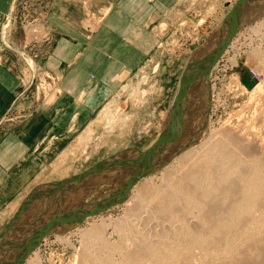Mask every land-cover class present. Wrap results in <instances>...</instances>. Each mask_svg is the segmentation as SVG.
Listing matches in <instances>:
<instances>
[{"label": "crops", "instance_id": "1", "mask_svg": "<svg viewBox=\"0 0 264 264\" xmlns=\"http://www.w3.org/2000/svg\"><path fill=\"white\" fill-rule=\"evenodd\" d=\"M25 1L0 0V22L11 13L20 18ZM183 1L29 3L27 17L45 31L38 39L23 35L15 48L36 58L56 91L39 105L25 76L26 60L14 48L19 61L0 53V221L14 215L31 185L55 181H44L55 172L45 169L61 163L67 172L58 175L64 178L70 167H82L79 154L100 140L103 126L117 113H132L133 121L151 118L149 96L162 86L159 76L152 82L150 74L163 64L162 40L182 15ZM7 118L14 121L5 125Z\"/></svg>", "mask_w": 264, "mask_h": 264}, {"label": "rangeland", "instance_id": "2", "mask_svg": "<svg viewBox=\"0 0 264 264\" xmlns=\"http://www.w3.org/2000/svg\"><path fill=\"white\" fill-rule=\"evenodd\" d=\"M32 1H35V0H26L25 1L26 3L25 2L23 3L24 8H22V13H21L20 18L14 17V14L11 13V15H8L1 20V22H0V53L5 52L13 60L19 61L17 59L18 55H16V51H17L26 60L27 65L24 63L26 65V66H24L25 67L24 68L25 69V76H26V79H28L29 81H32L35 98H39L41 100V101H39V105H41V104H44L45 98L53 96L55 91H56L55 90L56 89L55 84L53 82H49V79H48V76H51V74L49 72H47L46 70H43V71L41 70L40 64H38V61L36 62V58L33 55H31L30 53L26 54L27 51H25L23 49L15 48V47H19L18 46L19 43H17V42L19 41V39L22 40L21 37L23 38V35L28 36V38L38 39V38L42 37V35L45 31L41 25H38L34 22H30V20H29L30 17L29 16L27 17V14L29 12V3ZM228 6H229V4H228L227 0H184L183 1L182 15L175 21L174 24H172L166 28V34L162 40V47H164L163 49L165 50V56L163 57V64L160 65L159 70H157L155 73L150 74V78H151L152 82H153V80L157 79V77L159 76L158 78H159L160 83H158V84H160L162 86V89L160 90L159 93L156 92L151 97L149 96V98H151L150 109H152L154 112L151 115V118L149 120L140 119L139 121H137V120L133 121L134 120L133 118H135V116H134L132 118V120L130 121V127H131V124L133 123L132 130H131L132 133L129 131L131 128L128 127L126 132L121 133V135L115 134L117 138L113 139L114 141H112V139H109L108 141L104 142V141H102V137H100V140L97 143L93 144V148L95 149V150H93L94 152L89 149V155H87L85 153H84V155L82 153L79 154L81 156L80 160H81L82 167H79L80 169L76 167L74 170L72 169L73 166L70 167L69 171H68L69 173H68V175H66V177L70 176L73 173L75 174V173H77L83 169H86L87 167H89L90 165L95 163L97 160L102 159L107 155L113 154L116 151H119L123 148L137 147V148L143 150V149L147 148L157 138L158 133H160V130H161L162 121L165 118V115L167 113L169 106L172 104L171 102L173 101L172 100L173 96H175V94L177 92L176 90L178 89L177 84H179L180 73H182V71H183L190 55L193 53V51L195 49L199 48L207 40L209 35L222 22L223 18L228 13V11H227ZM257 6H258V8H257L258 10L262 9L263 11L261 10V13H259L260 11L257 10L258 14L257 13L254 14L255 16L250 18L247 22L243 23L237 29V31L231 36L228 45L223 50V52L225 50H227L226 56H224L223 52H222V54L217 59V62L215 63V65L213 64V66H216V67L211 72V75L208 76V85H207L206 94L203 95V97H202V95L200 94L201 89L197 90L196 92L193 91V93H192L193 94L192 97L194 98L193 103H194V100L196 99V101H195L196 104L195 103L191 104V106H190L191 109H189V110H193V111H191V114L194 115L196 109H192V108H196L195 105H198L201 102H203L205 104L204 106H206L205 109H207L205 111L204 118H201L200 121H199V119L196 120V121H198V123L195 120H193V121H195L194 122L195 125L193 124V126L192 125L191 126H192V128H195V130L192 129V132H190L191 129L189 128L190 127L189 124L192 123L193 121L191 119L192 115H190L189 112H188V115H190V116L186 115V113L184 114V118L185 119L187 118V120H185L184 118L181 119L182 117L181 118L178 117V120L176 121V123L174 122L173 132H174V135L176 137L174 136L175 139L173 140V143H175L174 142L175 140L178 143L180 140H183L185 137L189 136L192 138L191 144H189L183 148H179L180 147V145H179L177 147L179 149H177L174 152L173 156L169 157V159H167L165 157L161 158V159H164L162 161L163 163L161 165H159L158 167H156L155 169H153L149 173L144 174V175L140 176L139 178H137L135 180V182L131 185V187H132L134 184H138V185H136V187L133 190L134 193L137 194L138 192H140V193L142 192L141 195L144 194L143 196H145V194L146 195L148 194V192H147L149 189L148 187L156 186L157 184H160V183H162V184L170 183L171 179H172L171 181H174V180L179 179L181 176L183 177V178L181 177V179H182L181 181L183 182V184L185 183L184 186H186V184H188V185L190 184L189 186L192 187L193 186L192 182H195V181L193 180V176H191L190 173L192 172L193 174H195V172L198 171V169L197 168L195 169V167L193 168L192 165L196 166V162H195L196 159L202 157L200 154L202 152L201 150H203V148H204L203 147L204 144L202 145V143L205 140L207 141L209 139L208 136L209 137L211 136V138H212L211 141L216 140V139L217 140L221 139L222 137L224 139H226V143H227L228 147L230 149H233L238 154V156L240 158H244L243 160L245 161V163L246 162L247 163L252 162V160H253L252 158L255 157V161L257 163L259 161V165H260V163H262V165H260V166L264 165L263 164L264 163V150H263V148H264V139H263L264 138V126H263L264 125V0L257 2ZM33 33H37V35H34ZM32 34H33V37L31 36ZM11 48L16 49V51H14ZM222 55H223V58L219 61V59L221 58ZM31 58H33L35 61L34 65L33 64L31 65V63H30ZM206 83L207 82H203L202 87L205 86ZM258 83L259 84L262 83V85H260L261 86L260 88L256 89L255 86ZM158 84H157V86H159ZM146 91L147 90L144 88L142 90V93L145 94ZM145 98H147V97H145ZM136 105H137L136 100L134 99V106L136 107ZM185 116H188V117H185ZM11 117H13V116H11ZM8 118H7L5 125L8 124L10 121H12V122L14 121V120L8 119ZM143 121L145 122L144 123L145 129L142 128V127H144V125H142ZM199 122H201V123H199ZM5 125H2L3 128L5 127ZM177 125H180V126H177ZM186 126L188 127L189 130H187ZM179 127H181V129ZM245 128H247V129H245ZM182 129H184V130H182ZM185 129H186V131H185ZM182 131H184L186 133H184ZM187 131H189V132H187ZM180 132L184 133V134H181ZM190 133H192V134H190ZM131 134H133V135H131ZM128 135H129V138H128ZM178 136H180V137L185 136V137H183L181 139H177ZM244 136H246V137H244ZM230 137H232V139ZM187 139L189 140L190 138H187ZM188 142H190V141H188ZM253 142H254V144H253ZM100 143H105L106 145L104 146V144H103L102 148L100 150L96 151L97 147ZM194 146L196 148L191 149ZM262 146H263V148H262ZM253 147H256V148H253ZM172 148L170 147L169 148L170 150H168V149L167 150L171 151ZM188 149H189V151H187V154L185 153L186 155L182 153ZM198 149H199V152L201 151L200 153L197 152ZM194 153L195 154L198 153L197 155H200V156H198V157L196 156V158H195ZM255 154H257V155H255ZM191 156H192V158L193 157L195 158V161H194V158L193 159L190 158ZM256 158H258L257 159L258 161L256 160ZM159 161H160V159H159ZM191 161H192V163H191ZM253 162H254V160H253ZM180 166L181 167L183 166V168H181ZM262 168L263 167H261L260 170H263L261 172H263L262 175L264 176V169H262ZM174 169H176V170H174ZM49 170L52 171V169H45L46 174H48ZM76 170H78V171H76ZM171 170H173V171H171ZM39 171H41V169H38L37 172H39ZM70 172H73V173H70ZM170 172L172 174H174L173 175L174 177L173 176L170 177V175H172ZM188 172H190V173H188ZM198 172H201V171H198ZM182 173L184 175L188 174L190 177L188 175H187V177H186V175L184 177ZM50 176H56V177H50ZM50 176L48 177V179H46L44 181H50V180L58 181V180L62 179V177H60L56 171L53 172V175H50ZM104 177L105 176H103V178L102 179L100 178V179L101 180L106 179L107 176L105 178ZM168 177H170V180H168L169 182L168 181L166 182ZM200 177L202 180H203V178H205L204 175H203V178H202V176H200ZM45 178L46 177L42 176L41 178H39V180H42ZM189 178L191 179V183L189 182L190 181ZM33 179L34 178L32 177L31 181H34ZM94 179L95 178H90V179L86 180L85 182L79 184L78 185L79 190H81V187L85 183L89 184ZM162 181H164L165 183ZM52 182L53 181H51L49 183H52ZM44 184L45 183L33 184L30 186V190L33 188H36V187H43V186L49 191H50L51 187L53 189H55L53 184H49L48 188ZM162 184H160V185L162 186ZM109 186H110L109 183H104V184L100 185L97 189L93 190L87 196V199H86L87 202L91 201L92 199H96V200L101 199V193L100 192L101 191L104 192L106 190V188ZM157 186H159V185H157ZM131 187H129V188H131ZM72 191H74V190H72ZM129 191H130V189H129ZM129 191H128V193H129ZM69 192H70V190H69ZM83 193H85V192L83 191ZM128 193L126 196H128ZM140 193H138V194H140ZM48 194L49 193H47V191H46L43 194H39V196L42 197V196H45ZM63 195H65V194H63ZM68 196H66V197L68 198ZM179 197H182V194H179ZM218 197H219L218 198L219 200L224 199V197L221 194H218ZM25 198L23 200V203L25 201ZM67 198H66V200L68 201ZM69 198H70V196H69ZM226 198L224 199L225 204H226L227 200L229 199V197H226ZM56 199L57 198H55V200L52 199L50 202L57 201ZM63 201H64V204H62V207L60 206L61 209H63L65 207V204L67 203V201H65V200H62L61 202H63ZM180 202L181 201H178V203H180ZM51 204H54V203H51ZM225 204H223V205L218 204L219 205L218 207L223 208V206H225ZM260 204H262V205H260L262 207L264 204V201H261ZM114 206L115 205L110 206V207L106 208L105 210H102L100 212H97V213L91 215L92 218H90V219L84 218L77 226H75V227L79 226V229H77V230L75 229V227H73V228H70L66 231H64V230L63 231H57V232L53 231L49 234H46L40 240L38 245L33 249V250L37 249V251L35 253V258L36 259L38 258L37 260H39V261L35 260V258L34 259L29 258L31 252L33 251L32 250L30 253L27 254V256L23 260L22 264H35V263L36 264H82V263H84V264H94V263L97 264L98 263L99 264L100 263L99 261H101V262L103 261V263H100V264H116V263H118L119 259L121 260V261H119V263L122 262L120 264H123V262H124V264H126L125 259L123 260L124 257H122V255H123V253L128 252L130 248H131L130 249L131 251L133 248H136V243L138 242L137 237L140 236V233L138 235L139 230H141V229L144 230V233H142V234H143L144 238L146 239L145 236H148V234L151 236L155 232L157 233L159 231L158 233H160L162 231V228H164L165 230L167 227L170 228V225L167 224L169 222H166L167 220L162 221L161 219H159L160 221L156 219L157 224H154V225H157V226H154L153 223L151 224V222L147 221L148 223H146V221H141V220H138V222H136V223L134 222V225L132 226L133 223L132 222L129 223L127 221L129 223V224L128 223L127 224L129 226L131 224V226L128 228V225L125 224V225H127L126 227H127L128 233L125 232L126 235L124 234L121 236L120 231L118 230V232H119L118 233L116 231L114 225L116 223V219L118 220L119 217H121V215L124 214L126 209L124 207H121V208L116 207L115 208ZM251 206H249L250 210H251ZM205 207H206V205H205ZM218 207L215 208L216 211L219 210ZM253 207L257 208V206H254V205H253ZM261 207L259 210L263 214L264 208H261ZM30 208L26 209L25 212L26 213L29 212ZM222 208H221V210H222ZM256 208L252 209V210H254V213H251V212H253L252 210H251V212H248L251 214V215L250 214L249 215L252 216L253 219L257 218V220H258V221L257 220L253 221L254 224H253V222H250L253 224V226L249 222L246 223L247 224V225H245V226H247L246 229H248V227L251 226L249 228V230L250 231L253 230L252 232H250V234H249V232H247L244 225L241 226L240 223H236V222H235V224L231 225L232 227L230 226L232 229L229 228V231L228 230L226 231L223 226H219V227L216 226L217 229L221 228L218 230L215 229L219 238H221L222 236H223V238L228 236L227 237L228 239H230V237H232L230 239V241L231 240L234 241L235 240L234 234H236V240H235L236 242H234L235 244L230 242V241H229V244L225 243V242L223 243V241L218 242L219 244H224V245H221L222 248L225 247V248H223V250H225L228 245L230 246V248L228 246L229 250L228 249H226L227 251L225 250L228 253H225V252H223V250H220L221 246L218 245V243H216L218 246L215 244V246H214L215 248L220 246V249L217 248V250H218L217 254L218 255H214V254H216L215 252L217 250L214 247H212V249H211L212 251L210 253V259H211L210 260V259H206V257H203L204 254H205V256H207V258L209 256L206 253L202 254L203 251L201 252L200 251L201 249L197 247L194 249L197 251L193 250L194 252H197V253H194L195 257H194V259H190L189 264H192V262H193V264H208L210 261L211 262L209 264H214L212 260H215V262L220 263V261L222 262V260H226L227 258H228L227 260H231L232 256H236L235 257L236 259H241V256H242V259H244V256H245V259H247V257H248V259L249 258L251 259L252 256L249 257L246 255L248 253H249L248 255H250L251 254L250 252L253 251V250L249 249V252H248V250H247L248 243H250L251 240H253L255 238L259 239V237H261L260 235H262V237L264 236L263 235L264 229H261V228H263L264 223H263V220L260 221L261 220L260 215H262V214ZM192 210H193V212H191ZM192 210L191 211L189 210L191 213L189 212L188 214L197 215L201 212L200 210H198V207H196V208L194 207V208H192ZM221 210H219L220 211L219 214H221V215L224 212H226V211L222 210L223 213H221L222 212ZM256 210H257V212H255ZM194 211H196V212L194 213ZM198 211H200V212H198ZM258 211L260 214L258 213ZM59 212H61V211H59ZM255 213H256V215H255ZM257 214H258V216H257ZM23 218L21 217V219H23ZM1 220L2 221H0V226L3 225L4 223H6L7 218L1 219ZM103 221L107 222V227H106L105 231L101 232V234H102L101 236L103 238L105 236L104 240H106L105 242L108 246L107 245L103 246L104 248L106 247V250H104V248H101L100 251H102V252H100L99 250H94V253L98 252L97 255L100 254L99 259H97L96 261H94L93 258H89L87 256L86 257L84 256V258H85V260H84L83 255H82L83 254L82 252H84L83 251L84 245H83V240L81 241L82 232L85 231L83 229H88L93 225H100V224H102ZM259 221L262 223H259ZM140 222H142V223H140ZM248 223L250 224L249 226H248ZM255 223H256V225H255ZM137 224H139L140 226ZM162 224H163V226H162ZM165 224L167 225V227ZM236 224L237 225L240 224V225L237 226ZM257 224L260 227H256ZM148 225L149 226L153 225L154 228H152V227L147 228ZM174 225H176V224L174 223ZM160 226L162 228H160ZM254 226L256 227V229ZM158 227L160 228L161 231L159 230ZM236 227L237 228L243 227L244 229H237ZM133 228H135V230ZM169 228H167V229H169ZM234 228H236L238 231ZM258 228H260V229H258ZM223 229L225 230V232L223 231ZM219 230H221V232ZM230 230L231 231L233 230L232 231L233 234ZM239 230H241L242 232ZM254 230H255V233H254ZM78 231H79V233H78ZM134 231H136V233ZM145 231L148 234H145L146 233ZM235 231H236V233H235ZM257 231H261L262 233L259 232L260 233L259 234ZM129 232H132V234ZM256 232L258 233L257 235H256ZM216 233H215V236L217 235ZM220 233H224V234H222V236H220L221 235ZM227 233H229V234L227 235ZM242 233L245 236H246L245 233H248L250 236L246 237V239L249 240L248 238L250 237L251 240L247 241L245 239L246 241H243L244 235H242ZM252 233L254 235H251ZM119 234H120V236H119ZM128 234H130V235H128ZM134 234H136L137 237ZM225 234H226V236H225ZM237 234L238 235L241 234V235H239L240 237ZM154 235H156V234H154ZM150 236H148L147 237L148 239H146V240H149V239L154 240L155 236H153V235H152L153 237L152 236L150 237ZM251 236H254L255 238L254 237L251 238ZM126 237H131V238L127 239ZM132 237H134V238H132ZM262 237L260 239H262ZM122 238H124V241H122L123 240ZM177 238L175 240H177ZM239 238H241V239L238 240ZM125 239H127V240L125 241ZM131 239H132V241H131ZM172 239L174 240V238H172ZM241 240L244 243H242ZM125 242H126V244H125ZM133 242L135 243V246H134ZM240 242L243 244V246ZM260 243L262 244L263 242H260ZM260 243H258V246H256L257 248L259 247ZM109 244L111 245V247L114 246L113 249L111 247L109 249V246H110ZM231 244L234 245L235 247L233 248V246ZM129 245H130V248H129ZM261 247L264 248V244H262ZM261 247H259V248H261ZM127 248H128V251L125 250ZM231 248H232V250H231ZM259 248L254 249V251L258 250V251L264 252L263 249L259 250ZM107 249H109V251ZM118 249L122 251V253H120V255H119V252H121V251H118ZM198 249H200V250L198 251ZM237 249H239V250H237ZM240 249H242V251L243 250L244 251L242 252ZM103 250L106 252V256H105V252L103 253ZM135 250H137V248ZM135 250H133V251H135ZM219 250H220V252H219ZM91 252H93V251H91ZM241 252H242V254H241ZM244 252H245V254H243ZM198 253L202 254V255L199 257ZM212 253H214V254H212ZM223 253H225V254L223 255ZM219 254H221L223 258H221L219 256ZM226 254L229 256L227 258H224L227 256ZM81 255H82V257H81ZM211 255H212V257H211ZM238 255L240 256V258H237ZM36 256H38V257H36ZM214 256L216 258H213ZM217 257H218V259H217ZM86 258L89 261L91 260L90 262H93V263H89V261H87ZM199 258L200 259L202 258L201 262H203V261L204 262L201 263L200 261H198ZM27 259H30V260H27ZM103 259H105L106 262ZM146 259H148V258H146ZM177 260L180 263L176 262ZM107 261H109V262H107ZM144 263H146V261ZM172 263H174V264H178V263L179 264H182V263L185 264L186 260L185 259H175V260L173 259L168 264H172ZM149 264H152V263H149Z\"/></svg>", "mask_w": 264, "mask_h": 264}, {"label": "bare ground", "instance_id": "3", "mask_svg": "<svg viewBox=\"0 0 264 264\" xmlns=\"http://www.w3.org/2000/svg\"><path fill=\"white\" fill-rule=\"evenodd\" d=\"M228 1V12L229 10L231 9V7L233 6L234 2L236 0H227ZM262 10V9H261ZM261 10H259L261 12ZM263 11V10H262ZM253 12V11H251ZM250 14V13H249ZM223 16V15H222ZM255 16V15H253ZM217 36L215 38H212V39H207L199 48H203V47H206V46H209V45H213L215 43H217ZM198 49V48H197ZM226 52L227 50H225L223 52V55L226 56ZM223 55L221 56V58L219 59V61L223 58ZM189 60V59H188ZM188 62V61H187ZM217 62V61H216ZM215 62V63H216ZM30 63L31 65L35 63V61L31 58L30 60ZM214 63V65H215ZM34 67V66H33ZM216 66H211L210 70H209V73H208V76L211 75V72L214 70ZM31 69V68H30ZM183 69V68H182ZM180 76H181V73H180ZM180 79V78H179ZM179 86V84H177ZM262 85L261 84H257L255 86V88H260ZM177 86V88H178ZM199 87V86H198ZM254 88V89H255ZM201 92L200 94L202 95H205L206 92H207V87L206 86H201ZM212 90V89H211ZM263 90V89H262ZM261 90V91H262ZM177 91V90H176ZM196 92V91H194ZM262 93V92H261ZM129 94V93H128ZM174 98V96H173ZM173 100V99H172ZM172 103V102H171ZM196 104V103H195ZM205 104L203 102H201L200 104L198 105H195L196 108H192V109H196L195 110V117L197 119L194 118V120H198L200 121V115H201V111L203 110V108H206V106H204ZM193 107V106H192ZM191 109V108H190ZM193 110H190L189 112H191ZM188 115V113L186 114ZM191 115V114H190ZM188 115V116H190ZM188 116H185V117H188ZM134 117V116H133ZM132 113H122V114H119L117 113V115L110 121H108V123L103 126L104 128V131L102 134V141H108L109 139H112V141H114L113 139H116V135L117 134H120L121 133H124L126 132V130L128 129V127H130V121L132 120ZM179 117V116H177ZM134 119V118H133ZM182 119V118H181ZM185 119V118H184ZM190 119V118H189ZM187 120V118L185 119ZM184 120V121H185ZM181 121V120H180ZM189 121V120H188ZM193 121V120H192ZM186 122V121H185ZM194 122V121H193ZM191 123L195 125V123ZM198 123V121H196ZM132 123V122H131ZM176 123V122H175ZM190 123V122H189ZM201 123V122H199ZM173 126H174V123H172ZM188 124V123H187ZM190 125V124H189ZM172 126V128H174ZM177 126H180V125H177ZM193 126V125H192ZM264 126V125H263ZM187 127V126H186ZM185 127V128H186ZM131 128V127H130ZM140 128V127H139ZM145 129V126L142 127ZM181 129V127H179ZM190 128V127H189ZM248 128V127H247ZM245 128V129H247ZM195 129V128H193ZM92 129H89L88 131H86L87 133H90ZM179 130V129H178ZM184 130V129H182ZM187 130L188 127H187ZM130 131V130H129ZM141 131V130H140ZM177 131V130H176ZM186 131V129H185ZM252 131V130H251ZM93 132V131H92ZM139 132V131H138ZM143 132V131H142ZM184 132V131H182ZM189 132V131H187ZM254 132V131H253ZM101 133V132H99ZM181 133V132H180ZM186 133V132H184ZM184 133H181V134H184ZM212 133V132H211ZM252 133V132H251ZM91 134V133H90ZM116 134V135H115ZM159 134V133H158ZM213 134V133H212ZM247 134V133H246ZM130 135V134H129ZM129 135H128V138H129ZM133 135V134H131ZM227 135V134H226ZM254 135V134H253ZM175 136V135H174ZM214 136V135H213ZM262 136V135H261ZM176 137V136H175ZM185 137V136H183ZM182 136H178L177 139H181L183 138ZM222 137V136H221ZM234 137V136H233ZM241 137V136H240ZM246 137V136H244ZM191 138V137H189ZM209 138V139H208ZM208 140L204 141L202 143V145L204 144V148L203 150H201L199 152V149L197 152H199L201 154L202 157L196 159L195 161V158L196 156H200V155H197L195 154V158H194V161L196 162V166L195 165H192V161H191V165L193 166V168L195 167V169L197 168L198 171H201V172H195V174H193L192 172H188L191 174V176H193V180L195 182H192L193 183V186L190 187L188 184L185 185V183L183 184V182L181 181V177L177 180H174V181H171L170 180V177L173 176L174 174H171L170 177H168V179L166 180V182L168 180H170V183H166V184H162V186L160 184H157L159 186H150L148 187V194L145 196L141 195L140 194H136L133 192L134 188L136 187V185L138 184H134L132 187L131 185L135 182H132V184L130 185L131 188L129 193H128V196L125 195V197H123V199L121 201H118L117 204H115V208L116 207H124L126 210L124 212L123 215H121V217H119V221L116 219V223H115V229L116 231L118 232V230L120 231V234L121 236L125 234V232H127V225L132 222V226L134 225V222H138V220H141V221H146V223L148 222H151V224L153 223L154 224H157L156 223V219L159 220L161 219L162 221L163 220H167L166 222H169L167 224L170 225V228L167 229L166 227V230L164 228H162L160 226V228H162V231L160 233H151L153 236H155L154 240H146L148 239L147 237L150 236L147 232V228L149 227H153L152 226H149L146 228L147 232L145 234H148V236H145L146 239L144 238L143 234L144 233V230H139L138 232V235L140 233V236L137 237L136 234H134L137 238H138V242L136 243V248L137 250H135L136 248H133L132 251L130 250V245H129V251H128V248L125 249L126 251L128 252H125L123 253L122 257L123 260L125 259V263L126 264H149V263H152V264H168L170 261H172L173 259H185L186 260V263L185 264H189L190 262V259H194V253H197V252H194V251H197V250H194L195 248H200L198 249V251L200 250L201 252L203 251L202 254L206 253L208 254V258L207 256H204L203 257H206V259H210V253H211V249L212 247L215 246L216 243L220 242V241H223V243H228L229 244V241L232 237H230V239H228L225 234V238H223L222 234L224 233H220L222 236L221 238L218 237V234L216 233V230L218 229H221V228H216V226H223L224 229L227 231H229V228L232 229L231 225L232 224H235L236 223H240L241 226H245L247 225L246 223L247 222H253L255 220H257V218H254L252 216H250L251 214L248 213V212H251L252 209L256 208V207H253L254 206H257L256 209H260V202L261 201H264V176L262 175L263 170H260L261 167H263L262 169H264V165L263 166H260L262 165V163H260L259 165V161L257 160L258 158H256V160L258 161V163L255 161V157L252 158L254 160H252V162L250 163H245V161L243 160L244 158H240L238 156V154L233 150V149H230L226 143V139H224L223 137L221 139H216V140H212L211 141V136L209 137L208 136ZM218 138V137H217ZM220 138V137H219ZM232 139V137H230ZM248 138V137H247ZM246 138V139H247ZM251 138V137H250ZM185 139V138H184ZM183 140H180L178 143L177 141L175 140V144L176 145H180L179 148H182L181 145H184L186 142H188L186 140V142H183ZM215 139V138H214ZM228 139V138H227ZM234 139V138H233ZM245 139V138H244ZM264 139V138H263ZM89 140V139H88ZM87 141V140H86ZM90 141V140H89ZM250 141V140H249ZM260 141V140H259ZM101 142V141H100ZM107 143V142H106ZM230 143V142H229ZM228 143V144H229ZM233 143V142H232ZM116 144V143H115ZM254 144V142H253ZM262 144V143H261ZM90 145V144H89ZM88 145L85 146L84 144V148L83 150L85 151L84 153L89 155V149L91 151L95 150L93 148V145L91 144L90 146ZM172 145V146H171ZM171 148L173 147V143L171 144ZM201 145V144H200ZM79 146V144H78ZM97 146V145H96ZM105 146V144H104ZM233 146V145H232ZM95 147V146H94ZM178 146L176 147H173L171 151H168L166 154H165V158H169L171 155L174 154V152L179 149L177 148ZM185 147V146H184ZM193 148H196L195 146L192 147L191 149ZM250 148V147H249ZM253 148H256V147H253ZM261 148V147H260ZM263 148V146H262ZM80 149V148H78ZM264 150V148H263ZM187 151L188 150H185L184 152H182L183 154H187ZM94 152V151H93ZM247 152V151H246ZM250 152V151H249ZM83 154V151L81 152ZM181 153V154H182ZM239 153V152H238ZM253 153V152H252ZM185 154V155H186ZM257 155V154H255ZM193 156V155H192ZM192 156L190 158H192ZM248 157V156H247ZM263 157V156H262ZM192 158V159H193ZM249 159V158H248ZM246 160V159H245ZM251 160V159H250ZM190 161V160H189ZM262 161V160H261ZM260 161V162H261ZM263 162V161H262ZM188 163V162H187ZM194 163V162H193ZM60 164L61 163H57L56 166H53L52 167V170L53 171H56L58 174H65L67 172V169L66 168H62L60 167ZM185 164V163H184ZM195 164V163H194ZM264 164V163H263ZM182 165V164H181ZM189 165V164H188ZM187 166V165H186ZM181 167V166H180ZM179 168V167H178ZM183 168V166L181 167ZM185 168V167H184ZM191 169V168H190ZM189 169V170H190ZM176 170V169H174ZM187 170V169H186ZM173 171V170H171ZM193 171V170H192ZM195 171V170H194ZM177 172V171H176ZM108 171H106L105 173H103V176H107L109 177L110 175L108 174ZM183 174V173H182ZM181 174V175H182ZM176 175V174H175ZM186 177L188 174H185ZM185 175L183 174V176L185 177ZM203 175L205 176V178H203ZM189 176V175H188ZM199 176V177H198ZM203 178V180L201 179V177ZM263 176V177H262ZM104 177V178H105ZM106 177V178H107ZM174 177V176H173ZM177 177V176H176ZM175 177V178H176ZM190 177V176H189ZM183 178V177H182ZM200 178V179H199ZM166 179V178H165ZM185 179V178H184ZM188 179V178H187ZM190 179V178H189ZM164 180V179H163ZM161 182V181H160ZM164 182V181H162ZM169 182V181H168ZM191 183V179L189 181ZM3 183V182H2ZM1 183V184H2ZM5 183V182H4ZM91 183V182H90ZM90 183H85L82 187H81V190H79V187L78 185L75 187L74 191H71V193L69 192V196H68V201L66 200V198L64 199L65 201H67V203L65 204V207L63 209L59 208V210L61 211L60 214L62 212H64L65 210H68L70 209L71 206H73L75 203V201L79 198V196H81L83 194V191L86 192L87 189H89V185ZM165 183V182H164ZM188 185V186H187ZM3 187V186H2ZM143 187V186H142ZM141 188V187H140ZM2 189V188H1ZM0 189V191H1ZM46 188L43 186V187H36L34 188L30 194L28 196H26L25 198V201L24 203L28 204L26 205V207L24 206V203H23V206H21V211L19 213V215L23 218H29L39 212H41L42 208L43 207H48L49 206V203L50 201L53 199L55 200V198H57L58 195H63V194H67L66 192H68L69 190L66 188L65 189H59V190H56V189H53L51 187L50 191L49 190H45ZM92 189V188H90ZM147 189V188H146ZM9 190V189H7ZM66 190V191H65ZM139 190V189H138ZM47 191V193H49L48 195H45V201H47V203L45 205H39L38 201L36 200V197L39 196V194H43ZM81 191V192H80ZM146 193V192H145ZM179 194H182V197H179ZM218 194H221L224 199L226 197H229V199L227 200L226 204L224 203V199L222 200H219L218 198ZM217 195V196H216ZM1 196V195H0ZM148 196V197H147ZM212 196V197H211ZM32 197V199H30ZM44 197V196H43ZM76 197V198H75ZM209 197V198H208ZM39 198V197H38ZM208 198V199H207ZM227 199V198H226ZM263 199V200H262ZM36 200V201H35ZM44 201V200H43ZM87 201V200H86ZM178 201H181L180 203H178ZM222 201V202H221ZM64 202V201H63ZM51 203H55V201L51 202ZM64 204V203H63ZM223 205L225 204V206L222 207H218L219 205ZM206 205V207H205ZM208 205V206H207ZM252 205V206H251ZM193 206V207H192ZM215 206V207H214ZM249 206H251V210L249 209ZM264 206V204H263ZM261 207V208H264V207ZM31 207V208H30ZM61 207H62V204H61ZM196 208L198 207V212H200L199 214L197 215H191V214H188L192 208ZM219 208V210H222L223 211H226L223 213V211L221 213H223L222 215L219 214L220 211L217 210L215 208ZM253 207V208H252ZM29 212H25L26 209H29ZM190 210V211H189ZM195 210V209H194ZM253 212L251 213H254V210H252ZM260 211V210H259ZM258 211V213H259ZM193 212V210L191 211ZM190 212V213H191ZM196 211H194L195 213ZM257 212V210L255 211ZM264 212V210H263ZM110 213V212H109ZM261 213V211H260ZM259 213V214H260ZM250 214V215H249ZM262 214V213H261ZM253 215V214H252ZM256 215V213H255ZM258 216V214H257ZM261 216V217H260ZM260 221L263 220V223H264V213L262 215H260ZM94 217V216H93ZM258 217V218H259ZM86 219H90L92 218V216H87L85 217ZM34 220V219H33ZM112 221V220H111ZM114 221V220H113ZM129 223H128V222ZM148 221V222H147ZM160 221V220H159ZM258 221V220H257ZM256 221V222H257ZM259 223H262L260 222ZM165 222V221H164ZM128 223V224H127ZM142 223V222H140ZM163 223V222H162ZM174 223L177 225H174ZM248 223V226L251 224L253 226L252 223L249 224ZM111 224V223H110ZM114 224V223H113ZM127 224V225H125ZM238 224V225H240ZM139 225V224H137ZM136 225V226H137ZM168 225V226H169ZM174 225V226H173ZM237 225V224H236ZM237 225V226H238ZM256 225V223H255ZM131 226V224H130ZM128 225V228L130 227ZM140 226V225H139ZM154 226H157V225H154ZM163 226V224H162ZM176 226V227H175ZM231 226V227H230ZM106 227H107V222H102V224L100 225H93L91 226L90 228L88 229H83L85 231L82 232V239L81 241L83 240V251L82 252L83 254V258L84 256L86 257H89V258H93L94 261H96L97 259H99L100 257V254L97 255V253H94V250H99L101 248H104L103 246L107 245L106 244V240L105 239V236L104 238L101 236V232L102 231H105L106 230ZM138 227V226H137ZM142 227V226H141ZM146 227V226H145ZM175 227V228H174ZM240 227V226H239ZM247 226H245V229H246ZM251 226L248 227L247 232H252L253 230H249ZM255 227V226H254ZM256 227H260L257 226ZM255 227V229H256ZM144 228V227H143ZM156 228V227H155ZM157 228V229H158ZM237 228V227H236ZM234 228V229H236ZM253 228V227H252ZM251 228V229H252ZM75 229H79V226L78 227H75ZM135 230V228H133ZM137 229V228H136ZM216 229V230H215ZM223 229V231L225 232V230ZM233 229V230H234ZM237 229H244L243 227L242 228H237ZM236 229V230H237ZM260 229V228H258ZM257 229V230H258ZM261 229H264V226L263 228ZM132 230V229H131ZM152 230V229H151ZM154 230V229H153ZM156 230V229H155ZM232 230V231H233ZM249 230V231H248ZM137 231V230H136ZM136 231H134L136 233ZM221 232V230H219ZM231 231V230H230ZM231 231V232H232ZM238 231V230H237ZM241 231V230H239ZM264 231V230H263ZM133 232V233H134ZM153 232V231H152ZM242 232V231H241ZM240 232V233H241ZM258 233L261 232V231H257ZM256 232V235L258 234ZM79 233V231H78ZM119 233V232H118ZM128 233V232H127ZM132 234V232H129ZM215 233L217 234L215 236ZM219 233V232H218ZM236 233V231H235ZM239 233V232H238ZM254 233H255V230H254ZM262 233V232H261ZM119 234V236H120ZM156 234V235H154ZM229 233H227L228 235ZM233 234V232H232ZM246 236L242 233V235H244V239L243 241H246V237L250 236L248 233H245ZM260 234V233H259ZM126 235V234H125ZM130 235V234H128ZM133 235V236H134ZM151 235V236H152ZM168 235V236H167ZM238 235V234H237ZM241 235V234H239ZM238 235V236H239ZM251 235H254L253 233ZM264 235V234H263ZM150 236V237H151ZM152 236V237H153ZM167 236V237H166ZM231 236V235H230ZM259 236V235H258ZM262 237V235H260ZM135 237V238H136ZM149 237V238H150ZM178 237V238H177ZM234 237H235V240H236V234H234ZM240 237V236H239ZM254 237V236H251V238ZM261 237H259V239L255 238L253 240L250 239V237L248 238L249 240H251L250 243H248V246H247V250L249 252V249L253 250L251 251L250 255L246 254L247 256H252L251 259L247 257V259H245V256H244V259H242V256H241V259H236L235 257L236 256H232L231 260H227L228 256L227 255L226 257L224 258H227L226 260H222L221 258L222 255L219 254V257L222 262L220 261V263L218 262H215V260H212L214 264H264V252L263 251H254V249H258L259 247H261L262 244H264V236L262 237V239H260ZM125 238V237H124ZM124 238H122L124 241ZM127 239L128 238H131V237H126ZM134 238V237H132ZM172 238H174V240L177 238V240H173ZM227 238V239H226ZM238 238V237H237ZM125 239V241L127 240ZM169 239V240H168ZM241 238H239L238 240H240ZM246 239V240H245ZM230 241L232 243L236 242V241ZM247 240V241H249ZM79 241V240H78ZM110 241V240H109ZM132 241V239H131ZM130 241V242H131ZM137 241V240H136ZM242 242V240H241ZM240 242V243H241ZM260 242H263L262 244ZM113 243V242H112ZM121 243V242H120ZM132 243V242H131ZM134 243V242H133ZM239 243V242H238ZM244 243V242H242ZM241 243V244H242ZM247 243V242H246ZM258 243L259 244V247L257 248L256 246H258ZM126 244V242H125ZM124 244V245H125ZM235 244V243H234ZM82 245V246H83ZM110 245V244H109ZM217 245V244H216ZM218 245H224V244H219ZM217 245V246H218ZM232 245V244H231ZM239 245V244H238ZM108 246V245H107ZM117 246V245H116ZM115 246V247H116ZM127 246V245H126ZM134 246H135V243H134ZM133 246V247H134ZM220 246L219 247H214L216 250L217 248L220 249ZM229 246V245H228ZM230 246H229V248ZM233 248L235 247L234 245H232ZM241 246V245H240ZM239 246V247H240ZM243 246V244H242ZM241 246V247H242ZM94 247V248H93ZM111 245L109 246V249H110ZM114 247V246H113ZM113 247H111L113 249ZM118 247V246H117ZM132 247V246H131ZM256 247V248H255ZM263 247V246H262ZM259 248L260 249H263L264 248ZM108 248V247H107ZM213 248V249H214ZM225 248V247H223ZM222 246H221V249L220 250H223ZM243 248V247H242ZM109 249H107L109 251ZM123 249V248H122ZM225 249V250H226ZM244 249V248H243ZM104 250H106V247L104 248ZM103 250V253L105 252ZM115 250V249H114ZM124 250V249H123ZM135 250V251H133ZM194 250V251H193ZM219 250V252H220ZM225 250H223V252L225 253H228L226 252ZM232 250V248H231ZM235 250V249H234ZM239 250V249H237ZM242 251V249H240ZM37 249L33 250L29 256V258H35V253H36ZM93 251V252H91ZM107 251V252H108ZM118 251H121L118 249ZM236 251V250H235ZM244 251V250H243ZM242 251V252H243ZM246 251V250H245ZM81 252V251H80ZM96 252V251H95ZM102 252V251H100ZM124 252V251H123ZM218 250L215 252L216 254L214 255H218L217 254ZM222 252V251H221ZM233 252V251H232ZM241 252V254H242ZM121 252H119V255H120ZM223 253V255L225 254ZM235 253V252H234ZM199 254V253H198ZM202 254H199V257L202 255ZM230 254V253H229ZM233 254V253H232ZM237 254V253H236ZM240 254V255H241ZM245 254V252L243 253ZM81 255V257H82ZM108 255V254H107ZM234 255V254H233ZM102 256V255H101ZM105 256H106V252H105ZM38 257V256H36ZM108 257V256H107ZM121 257V258H122ZM212 257V255H211ZM217 257V259H218ZM231 257V256H230ZM103 258V257H102ZM148 258V259H146ZM213 258H216L215 256ZM235 258V259H234ZM237 258H240V256L238 255ZM38 259V258H37ZM35 258V260H37ZM87 259V258H86ZM101 259V258H100ZM113 259V258H112ZM146 259V260H145ZM202 259V258H201ZM201 259L199 258L198 261L201 262ZM216 259V260H217ZM27 260H30V259H27ZM82 260V259H81ZM85 260V258H84ZM105 261V259H103ZM211 260V259H210ZM39 261V260H37ZM87 261H89L87 259ZM91 261V260H90ZM89 263H93V262H90ZM99 261V260H98ZM97 261V262H98ZM119 261H121L119 259ZM118 261V263H119ZM146 261V263H144ZM184 261V260H183ZM182 261V262H183ZM203 261V260H202ZM36 262V261H35ZM96 262V263H97ZM100 263H103V261H99ZM106 262V261H105ZM109 262V261H107ZM176 262H179L178 260ZM204 262V261H203ZM201 262V263H203ZM206 262V261H205ZM209 262V261H208ZM211 262V261H210ZM209 262V263H210ZM82 263V262H81ZM88 263V262H87ZM99 263V264H100ZM116 263V264H118ZM122 263V262H120ZM119 263V264H120ZM180 263V262H179ZM178 263V264H179ZM207 263V262H206ZM208 263V264H209ZM36 264V263H35ZM84 264V263H82ZM95 264V263H94ZM98 264V263H97ZM124 264V262H123ZM174 264V263H172ZM183 264V263H182ZM193 264V262H192Z\"/></svg>", "mask_w": 264, "mask_h": 264}, {"label": "water", "instance_id": "4", "mask_svg": "<svg viewBox=\"0 0 264 264\" xmlns=\"http://www.w3.org/2000/svg\"><path fill=\"white\" fill-rule=\"evenodd\" d=\"M259 1L236 0L222 22L207 38L212 39L217 36V43L193 51L181 73L177 92L162 121L160 133L147 148L143 150L137 147L123 148L97 160L86 169L75 174L52 183H45L44 185L47 188L49 184H53L56 190L66 188V190L72 191L77 185L90 178H95L91 181L89 189L74 202L75 204L61 214L59 208L64 203L61 201L69 195V191L66 195H58L54 204L50 202L47 208L43 207L41 212L29 218L21 219L19 215L21 206H23L22 201L14 215L0 226V264H22L27 254L38 245L46 234L53 231H66L77 226L85 217L117 204L118 201H121L127 195L132 182L163 163L164 159L161 158L165 157L175 139L172 123L178 120L177 116L183 119L184 114L190 111L191 104L196 101L195 99L193 103V91L199 90L203 82H207L205 85L207 87L208 73L211 66L222 54L237 29L252 18L254 14H258L257 2ZM206 110L203 108L200 119L204 118ZM189 113L191 114V112ZM194 118L197 119L195 115H192L191 119L194 120ZM190 129V132H192L191 123ZM186 138H189V136L185 137L183 142L187 140ZM189 141L181 145L182 148L191 144L192 138ZM176 146L179 145L173 143V147ZM106 171H108L107 175L109 174L110 176L101 180L103 173ZM104 183H109L110 186L104 192H100L101 199H92L87 202V196ZM30 191L27 195L30 194ZM45 197H36L39 205L47 203ZM26 205L28 204L24 203L25 207Z\"/></svg>", "mask_w": 264, "mask_h": 264}]
</instances>
